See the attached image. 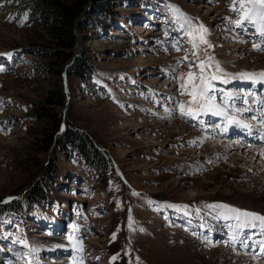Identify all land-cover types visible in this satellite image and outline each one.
I'll list each match as a JSON object with an SVG mask.
<instances>
[{
  "label": "rangeland",
  "instance_id": "obj_1",
  "mask_svg": "<svg viewBox=\"0 0 264 264\" xmlns=\"http://www.w3.org/2000/svg\"><path fill=\"white\" fill-rule=\"evenodd\" d=\"M20 2L0 0V264H264V222L228 211L264 216V37L230 23L233 0L120 1L68 58ZM85 52L81 80L68 66ZM200 62L208 91L190 103ZM68 125L110 158L105 182L57 150ZM45 178L47 202L27 205Z\"/></svg>",
  "mask_w": 264,
  "mask_h": 264
},
{
  "label": "trees",
  "instance_id": "obj_2",
  "mask_svg": "<svg viewBox=\"0 0 264 264\" xmlns=\"http://www.w3.org/2000/svg\"><path fill=\"white\" fill-rule=\"evenodd\" d=\"M20 1V0H17ZM25 5V10H31L32 19L37 24L46 22L50 25L51 35L55 38V44L59 47L60 51L63 49L70 50L69 53L64 56L73 57V51L77 44V35L79 32H91V27L97 29L104 28L105 22L108 19H113L115 14L120 11H115L114 6L124 0H76L72 3L64 2L62 0H21ZM137 1V0H135ZM144 2L146 0H140ZM92 2V3H91ZM91 3V4H90ZM91 6L88 7L87 6ZM28 12V11H27ZM53 54V55H52ZM51 56L60 58L61 52H54ZM84 54V53H83ZM66 58V59H67ZM89 58L91 55L86 52L83 57H79L73 60L68 66V73L72 76H76L78 79L84 80L95 72L92 62ZM66 59L64 61H66ZM63 61V62H64ZM50 64V63H49ZM47 65L45 71L50 74H57L63 70L64 66L60 68H52L51 64L59 65L57 61ZM59 91H52L47 98V102L50 104H58L64 106L66 103V96L62 85L59 87ZM64 132L54 138L53 142L57 143L56 147L59 151L66 149L73 151V154H77L80 160L84 163L85 167L95 173L101 182H105L110 176L111 161L107 155L94 144L93 139L83 130L78 127L68 125ZM46 140L48 137H45ZM62 148V149H61ZM56 162L53 169V173L48 175V180L52 179L51 176L58 178L60 176L58 166ZM72 176V175H71ZM69 177V179L71 178ZM68 179V180H69ZM56 182V180H54ZM53 181L47 182V178L40 182L31 193L32 195L27 198V205H40L45 204V198L47 199V187L54 183ZM45 192V193H44ZM51 198V197H50ZM47 202V201H46ZM31 206V207H32ZM23 211L24 209L21 208Z\"/></svg>",
  "mask_w": 264,
  "mask_h": 264
},
{
  "label": "snow or ice",
  "instance_id": "obj_3",
  "mask_svg": "<svg viewBox=\"0 0 264 264\" xmlns=\"http://www.w3.org/2000/svg\"><path fill=\"white\" fill-rule=\"evenodd\" d=\"M231 10L236 12L239 18L235 20H231L230 23L235 24L236 27L241 28L244 31H247L246 25H251L255 29V31L259 33L261 37H264V0H233ZM195 30L200 33L207 32V29L204 28L202 24L199 25V28ZM188 34L192 35V33H188ZM200 40L202 43L207 44V41L204 39L203 35L200 36ZM260 43L264 44V39H262ZM208 47L211 48L212 45L208 44ZM193 48L194 49L196 48L195 42H193ZM253 48L258 51H264V48H261L258 44H253ZM193 55L198 57L199 53L194 51ZM8 56L10 58L11 54H8ZM211 59L212 58L209 57V61H211ZM207 66L211 67V63H209ZM197 67L199 68V77H200L199 84L195 82L197 79V74H194L192 72L187 73L188 81L192 82L191 90L188 91L187 93L189 96L193 97V100L190 101V103H194L197 99H204L205 93H207L208 91V88L205 87L203 83L205 63L200 62L197 65ZM217 70H219V65H217ZM260 77L264 79V73H261ZM212 78L216 79L215 76H213ZM242 78L255 79V77L250 74H242ZM182 87H186V86H182ZM183 107L184 106L181 105L182 109ZM201 107L203 108L204 106L202 105ZM211 107H214V105H209L208 110H210ZM182 114L188 115L190 114V112H183ZM213 114H218V113H213ZM169 206L172 207V205ZM224 207L227 209L226 205ZM228 211L236 212L240 216H244L253 220L264 222V216H260L255 213L241 212L238 209H228ZM129 227L131 228V224H129ZM113 259H115V257ZM137 261H139V258H137Z\"/></svg>",
  "mask_w": 264,
  "mask_h": 264
},
{
  "label": "bare ground",
  "instance_id": "obj_4",
  "mask_svg": "<svg viewBox=\"0 0 264 264\" xmlns=\"http://www.w3.org/2000/svg\"><path fill=\"white\" fill-rule=\"evenodd\" d=\"M258 82V81H257ZM238 83H241V82H238ZM259 83V82H258ZM205 110V112H207V113H205V114H203L202 113V110H201V113L203 114V115H207V114H209L208 113V108H205L204 109ZM214 113V112H213ZM213 113H211V114H213ZM229 119H227V124H228V126H229V123H230V127H234L233 125H231V122L230 121H228ZM245 127V126H244ZM239 129V128H238ZM248 129V131L249 132H251L250 134H254L255 133V131L254 130H252L251 128H247ZM227 135V134H226ZM231 135V134H230ZM252 154V153H251ZM261 156H262V153H259ZM243 157H245V156H243ZM244 217V216H243ZM242 239V238H241ZM243 239H247V236L245 237V238H243ZM262 255H264V253L262 254Z\"/></svg>",
  "mask_w": 264,
  "mask_h": 264
},
{
  "label": "water",
  "instance_id": "obj_5",
  "mask_svg": "<svg viewBox=\"0 0 264 264\" xmlns=\"http://www.w3.org/2000/svg\"><path fill=\"white\" fill-rule=\"evenodd\" d=\"M69 105V104H68ZM68 105H67V107L65 108V111H67L68 110Z\"/></svg>",
  "mask_w": 264,
  "mask_h": 264
}]
</instances>
